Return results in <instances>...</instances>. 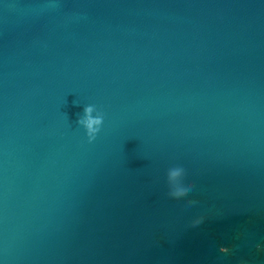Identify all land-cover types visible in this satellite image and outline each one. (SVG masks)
Wrapping results in <instances>:
<instances>
[{"label": "water", "instance_id": "1", "mask_svg": "<svg viewBox=\"0 0 264 264\" xmlns=\"http://www.w3.org/2000/svg\"><path fill=\"white\" fill-rule=\"evenodd\" d=\"M0 264H264V0H0Z\"/></svg>", "mask_w": 264, "mask_h": 264}, {"label": "clouds", "instance_id": "2", "mask_svg": "<svg viewBox=\"0 0 264 264\" xmlns=\"http://www.w3.org/2000/svg\"><path fill=\"white\" fill-rule=\"evenodd\" d=\"M85 113H86V116L88 118L83 123H84L85 127L87 128L89 135L91 136V135H94V133L98 129L99 125L102 123V119L100 117L92 118L91 117V113H92L91 108L85 109ZM182 170H183V165H176L174 168H172L170 170V173H169L170 178L175 179L176 177H178L181 174ZM190 187H191L190 184H179L176 187V191L178 193L183 192ZM196 223H200V221H196Z\"/></svg>", "mask_w": 264, "mask_h": 264}]
</instances>
